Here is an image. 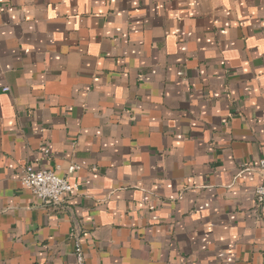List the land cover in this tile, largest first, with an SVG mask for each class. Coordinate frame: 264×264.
I'll return each instance as SVG.
<instances>
[{"label":"crops","instance_id":"0c3cea01","mask_svg":"<svg viewBox=\"0 0 264 264\" xmlns=\"http://www.w3.org/2000/svg\"><path fill=\"white\" fill-rule=\"evenodd\" d=\"M262 160L264 0H0V264H264Z\"/></svg>","mask_w":264,"mask_h":264},{"label":"built area","instance_id":"2783aa9c","mask_svg":"<svg viewBox=\"0 0 264 264\" xmlns=\"http://www.w3.org/2000/svg\"><path fill=\"white\" fill-rule=\"evenodd\" d=\"M5 91H8L5 89ZM46 155H50L49 150H45ZM59 169V168H57ZM79 170L76 165H71L68 169L69 174ZM259 170L262 176V182L256 188L255 197L257 207L264 210V160L259 164ZM21 185L32 192L41 202L46 205L62 204L65 198L77 190V187L66 178L59 177L53 170H37L33 166H27L21 176ZM76 264H86L85 255L80 245L76 246L75 251Z\"/></svg>","mask_w":264,"mask_h":264}]
</instances>
